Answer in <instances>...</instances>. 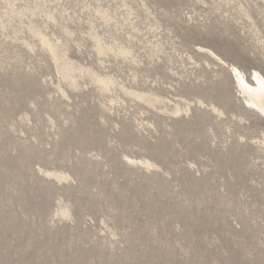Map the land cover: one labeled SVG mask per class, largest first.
<instances>
[{
    "label": "rangeland",
    "instance_id": "rangeland-1",
    "mask_svg": "<svg viewBox=\"0 0 264 264\" xmlns=\"http://www.w3.org/2000/svg\"><path fill=\"white\" fill-rule=\"evenodd\" d=\"M236 73L264 0H0V264H264Z\"/></svg>",
    "mask_w": 264,
    "mask_h": 264
},
{
    "label": "bare ground",
    "instance_id": "bare-ground-1",
    "mask_svg": "<svg viewBox=\"0 0 264 264\" xmlns=\"http://www.w3.org/2000/svg\"><path fill=\"white\" fill-rule=\"evenodd\" d=\"M41 41L43 44H45L44 40ZM237 74L238 73H236V75ZM237 76L238 84L241 86L242 90L247 95L248 104L264 114V80L259 76L255 75L253 77L255 79V85L248 86L244 84V81L242 80L239 74Z\"/></svg>",
    "mask_w": 264,
    "mask_h": 264
}]
</instances>
